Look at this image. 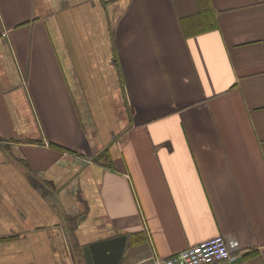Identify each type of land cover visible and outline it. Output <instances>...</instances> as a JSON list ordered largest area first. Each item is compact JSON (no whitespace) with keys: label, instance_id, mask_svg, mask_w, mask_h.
Masks as SVG:
<instances>
[{"label":"crops","instance_id":"0c3cea01","mask_svg":"<svg viewBox=\"0 0 264 264\" xmlns=\"http://www.w3.org/2000/svg\"><path fill=\"white\" fill-rule=\"evenodd\" d=\"M119 235L264 264V0H0V264Z\"/></svg>","mask_w":264,"mask_h":264},{"label":"built area","instance_id":"2783aa9c","mask_svg":"<svg viewBox=\"0 0 264 264\" xmlns=\"http://www.w3.org/2000/svg\"><path fill=\"white\" fill-rule=\"evenodd\" d=\"M234 242L216 235L165 258H155L151 264H227L232 257Z\"/></svg>","mask_w":264,"mask_h":264},{"label":"water","instance_id":"95a60500","mask_svg":"<svg viewBox=\"0 0 264 264\" xmlns=\"http://www.w3.org/2000/svg\"><path fill=\"white\" fill-rule=\"evenodd\" d=\"M126 236L92 241L81 246L80 254L85 264H118L125 248Z\"/></svg>","mask_w":264,"mask_h":264}]
</instances>
